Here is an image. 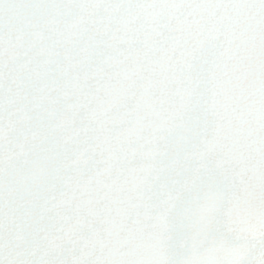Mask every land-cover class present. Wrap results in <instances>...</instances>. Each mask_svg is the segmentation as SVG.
Wrapping results in <instances>:
<instances>
[{
	"label": "snow or ice",
	"instance_id": "snow-or-ice-1",
	"mask_svg": "<svg viewBox=\"0 0 264 264\" xmlns=\"http://www.w3.org/2000/svg\"><path fill=\"white\" fill-rule=\"evenodd\" d=\"M0 264H264V0H0Z\"/></svg>",
	"mask_w": 264,
	"mask_h": 264
}]
</instances>
